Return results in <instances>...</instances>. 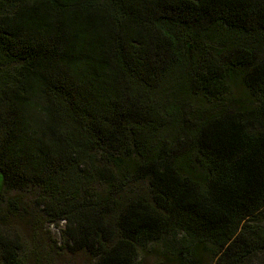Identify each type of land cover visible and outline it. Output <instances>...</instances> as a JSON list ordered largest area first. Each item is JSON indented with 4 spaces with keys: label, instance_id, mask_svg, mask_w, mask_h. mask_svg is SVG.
<instances>
[{
    "label": "trees",
    "instance_id": "16d2710c",
    "mask_svg": "<svg viewBox=\"0 0 264 264\" xmlns=\"http://www.w3.org/2000/svg\"><path fill=\"white\" fill-rule=\"evenodd\" d=\"M25 194L90 264H264V0H0L7 264Z\"/></svg>",
    "mask_w": 264,
    "mask_h": 264
},
{
    "label": "rangeland",
    "instance_id": "374dc122",
    "mask_svg": "<svg viewBox=\"0 0 264 264\" xmlns=\"http://www.w3.org/2000/svg\"><path fill=\"white\" fill-rule=\"evenodd\" d=\"M29 196L25 194L22 200L27 209L25 214L12 216L8 221V234L16 233L25 240L23 248L17 253L15 264H90L91 258L87 252L82 249H69L63 244L60 233L64 228L63 222H59L58 226L45 223L34 208L35 203L30 202ZM181 238L177 235L175 240L168 239L171 243L167 247L180 244ZM165 248L160 241H149L145 248L139 249L133 264H174ZM0 264L7 263L0 258Z\"/></svg>",
    "mask_w": 264,
    "mask_h": 264
}]
</instances>
